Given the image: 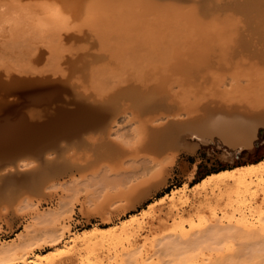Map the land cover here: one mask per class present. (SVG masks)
Listing matches in <instances>:
<instances>
[{
	"label": "rangeland",
	"instance_id": "obj_1",
	"mask_svg": "<svg viewBox=\"0 0 264 264\" xmlns=\"http://www.w3.org/2000/svg\"><path fill=\"white\" fill-rule=\"evenodd\" d=\"M85 1L87 3H85ZM104 1L105 0H102V2H100L99 0H1L0 2L1 3L0 4V93H1L0 94L1 95L0 104H3V101L6 99L8 100L7 102L19 101L18 99H20L19 98L20 89L22 90L26 88L25 85L23 86L21 85L23 88H21L19 84L17 85V82L19 83V77L22 80V83L20 84L26 83V80H27V84L28 82L30 83L32 82L30 86L29 85L27 86L28 88L31 86L33 87V85L40 86L41 83H42V86H44V84L46 85L48 82H50L48 83L49 85L59 84L60 89H59L57 97L53 99L54 100L53 105H55L56 103H59V106L60 107L62 106L60 108L61 111L66 112V114L65 112H61V114H64L65 117L67 116L68 117L65 118L64 115H62L63 118L56 117V113L61 116L60 112H58L60 111V109H57L58 111L53 112V109L51 110V108H50V111H52V114L54 113L53 115L51 114L49 109H47L48 112L45 110V115H44L45 118L42 116L43 119L45 120L48 118V116L46 115H51V118L50 117L48 118V119H51L49 120L48 124L50 123L49 125H51L52 127H56L57 129L55 128L54 130V128H52L51 126H48V124L45 122L48 119L43 122L41 118L42 114H40L41 112L39 113L40 116H38L39 114L35 113L37 117H40V118H37L32 113H30L32 112V110L30 109H33L31 107H34V106L39 107L38 104L37 105L35 103H33L34 105L29 104L28 106L30 108H28L27 106L24 109V111L26 112V114L31 120H35L39 122H41L40 120H42L43 128L44 127L46 128L48 126L47 129L50 127L49 130L52 128L54 131H56L55 133L53 130H50L51 135L55 133V135H53L54 137L53 136L50 137L49 133H47L50 131L49 130L46 131V129L44 128L47 135L45 132L43 133L42 131L44 129L43 128H42L43 130L40 129L41 128V124H40L38 128L36 129L38 130V132L41 131V133H38L39 136L38 134L36 135V133L34 134L37 136L36 139L38 137L42 139L41 136L45 135L46 139H48L49 141L51 140L50 141L51 143L58 141V143L60 142V145H62V147H63V144L66 143L67 138H68V137L64 138V136H62L63 134L62 132L64 131L69 132L70 130H72L74 128L73 126L77 125L80 122L79 120V122L77 123V119L81 117L80 115H82V118L80 119L83 121V118H84L83 115L88 116V114L92 112L90 109L92 106L95 108V106L93 105L95 102H99L96 104L97 106L95 108L96 110H98L97 111L98 117L100 116L99 112L101 111L100 113H102L104 111L106 113H102V114H106V115H102V117L105 116L106 118L107 116V118L105 119L103 117L104 119L102 120L108 121V119H110L108 117H111V119L115 118L113 120L117 119L116 122H114L115 124L112 125L113 127L111 129L112 134L110 136V139L111 137L113 138L111 139L112 147L110 146V149L113 148L111 150L108 148L109 146L107 147L108 150L106 149V147L105 149L102 148V150H100L101 149V145L99 142L101 141L100 138H99V141L97 140L98 138L96 139L99 142V143L96 142L99 147L94 142L95 141L94 138H93L94 140L93 142H91V139H90L89 143L86 140L83 142V144L80 145L78 143L77 145L76 142L78 138H76L77 140L74 138L76 137L75 134L77 135V133L73 134L72 138L74 139L71 138L70 143L68 142L69 140L67 141L68 142L67 146L69 147L67 146L63 147V151H61L62 156L58 159V162L60 164H63L61 163L62 160H63L62 162H65L64 160H66V163H64L65 165L63 164V166L67 170H65L63 167L58 168L57 170H62L60 174H57L58 177L53 176L51 180L49 179H48L49 181L47 180L48 182H46V180L45 182H42L41 186L44 185L43 186L44 188L42 187L43 189L42 192L41 190L39 192L36 191L33 187H31L32 184L29 183L28 181V178L30 179V177L32 176V174L29 173V171L31 172L32 167L30 166L32 165L29 166L30 169L23 170L22 168L23 171L21 170L22 171L21 173H17V174L13 173L14 174V175L12 174L13 176L9 175L8 177H6L7 181H8V178L10 177L12 181L11 180H9L8 182L1 181V184L2 185L4 184L6 186V189L12 183L13 185L16 186L15 189H12L13 185L11 186V189L13 190L12 193L16 191V189H18L17 190L18 192L16 191L15 194L22 192L21 193L22 195L18 194L20 197L16 195L15 198L13 199L6 198V196L3 198L4 195L3 196L0 195V246H2L5 243L10 244L9 247L11 248L12 246L10 250L13 253V255H11L10 257H13V258L16 256L20 257V259L15 258L16 260L15 259L12 260L13 258L11 259L9 257L6 260H2L0 264H197V263L198 264H201V263L202 264H205V263L206 264H217V263L219 264V261H218L219 259L222 260L220 264H223V263L226 264L228 263V261L231 262L232 259H233L231 262L232 264L234 263L235 264H257V263L261 264L264 260V256H263L264 250L262 249L264 247V238L260 236L259 237L258 236L248 237V236H245L244 234H242L241 236L240 233H242L241 231H246V230L247 231H257V230L264 231V189H263L264 183H262L264 182V171L262 172L263 175H259L260 177H262L263 181L255 179V182L254 181L252 182V184L254 183L253 185L250 183L247 186H244V185L241 186L238 180L234 181L233 179H230L229 181H226L219 186L217 184H213V181L209 179H208L209 181L206 180L205 181L206 183L204 184L203 182H201V180L213 172H217L222 169L234 168L236 166L247 164V163L258 162L264 159V126H260L259 131H258V137L255 139L254 145L250 148H245L241 151L233 152L230 146L218 140L209 141L208 143L202 142L203 144L200 143L201 145L199 144L197 146L198 148L196 147L193 151L182 152L178 156V159L174 166L170 167L169 170L163 169L164 171H166V173L163 171L161 172L163 163H160L164 161L165 155H166L165 154L160 157L159 163L156 164L157 166L155 165L151 168L149 165L144 170V173L142 170L140 174H138L137 176L136 175L134 176L133 172L130 169L133 165L134 159L132 157H134L135 152L133 155L127 156L128 159L126 158L124 159V161L121 158L123 156L121 153L125 154V152L127 151H131V150L135 151L133 149H135L136 147L139 149L138 146H140L139 139L142 135V125L140 122L141 119L140 120H137V119L141 116L143 117L144 115L138 116L139 114L134 115L132 113L131 109L135 107V106L133 107L132 105L133 102L132 103L128 102L127 106L129 105V103L131 105H130V108H128L129 106L128 107L126 106V108H128L126 109L125 105H123L124 103L126 104V102H121V98H123L121 96L127 94L129 89L131 91H136V92L141 90L140 92H138L141 94H145V92L149 90L147 94H149L150 91H153V93L151 92V95L152 94L155 95L157 94V92L158 94L160 92L162 93L163 88H166V89L169 88L172 90V92H174L173 90H176L174 92V94L177 95L176 97H178L177 98L178 100L176 99V97H174V101H176L177 103L176 105L181 103V105L183 106H186L187 104L192 106V103H193V106H195L194 104L196 101L198 103L199 101L203 102L206 99L207 101H212L211 98L212 99L216 98V100L219 99L223 101H225L226 99L227 102L230 101L229 103H233V104H235L234 102H236L237 105H240V104L242 105L244 103L249 104V105H255V103L256 105L262 104L261 102L264 101V69H263L264 60L262 59L263 62L258 61V62H261L263 68L260 65H259L260 67L259 66L257 67L258 63H256L257 65L254 66L253 64L257 61V59L258 60H261V59L259 57L257 58L254 56L256 60L253 63V60L248 58L251 55L247 54V52H248V49H250L252 46L250 45V48H249V45L246 44L248 48H246V45H244V47L241 49L240 47H238L237 44H240L239 46L242 47L243 44H241L240 41H243L244 39L243 37L247 38L248 36V38L250 39L249 41L251 42V38L252 37L255 38V34H257V33L253 34L254 31L261 32L262 29H264V19H263L264 16H262L263 17L262 18L260 17L261 16L260 14V16H258L259 18L258 17L256 18L254 14H258L256 13L257 10L250 11L248 9H245L246 11L245 14L244 13L241 14L237 11L239 8L238 9L236 8L237 10L236 9L233 10V8L231 7L232 11L231 9L229 10L233 12L234 15L237 14L235 16V18L237 19H233L234 15L230 12L231 14L230 13L228 14L231 15L232 19L230 18L231 20H229V18H227V21L224 23L222 21H225L226 19L224 18L225 20H223L222 17H225V15H227V12H229V10L225 9V11L227 10L226 13L223 12V10H221L223 13L221 11L220 12L218 11L220 14L215 13L220 18L219 17L216 19L214 18V20H213V17H216L214 13H209L212 15L209 16V14H207V17L209 19H206L207 17H206V14H204L205 12L202 13L203 11H199V9H201L203 5L206 6V4L208 5L209 3L211 4V0H208V1L206 0L204 4H202L203 2L196 3L193 0H189L188 4H191V2H193L194 5L198 4L199 7L202 4L200 8L198 6H196V9L195 7H193L196 10V12L198 11L197 13H199V15L197 16L200 17L197 20L194 19L196 24L199 22V24L196 25L194 21H193L194 23L191 21L193 20L192 17L196 16L194 15L195 10H191V6H194V5L191 4V6H189L187 2L185 3V1L183 2L179 0L180 1L179 3H181L180 5L178 4V0L177 1L170 0L171 2L169 1L168 3H167L168 0H153L154 2L152 0H139L138 2L134 0L136 5L134 3L131 4L133 0L132 1L127 0V4H126V0H120V1L119 0H116V1L106 0V4L103 3ZM121 1H125V2L121 3ZM162 1L165 3V5L161 3ZM175 1L177 2V4H175ZM107 2L109 3V6ZM115 2H116V5H115ZM117 3L119 5H117ZM157 3H161L160 6L159 4L157 5ZM85 4H87L86 8H84ZM90 4L92 5V7ZM166 4L167 6H169L167 9L166 8H164V10L160 9L162 6L165 7ZM182 4H184V6L186 5L189 6L190 10H188V7L183 8L184 6ZM221 4L222 3H220V5ZM126 5H128L129 7ZM220 5L219 4H217L216 6L214 5L215 6L214 8ZM94 6H98V7H94ZM223 6H224V3H223ZM90 7L93 9H91ZM170 7L172 9H170ZM107 8H111V9H107ZM142 8L144 9L143 11H141ZM206 8L207 7H205L204 9ZM219 8H217L216 10H218ZM115 9L117 10L118 13H119L118 10L124 9L121 12L122 16L121 14H118L121 17H123L124 20L123 19L121 20V17L119 16L120 18L116 17V18H119L117 19L119 21L116 22V19L113 18L115 16H112L114 15L113 13L114 11L117 14ZM125 9L127 13L128 12L130 13L131 17L129 13L128 14L125 13L126 12ZM178 9L181 10V14L179 13ZM165 10L168 12H171V14L168 12H167L168 14L164 13ZM235 10L237 12H235ZM101 11L102 12L104 11V12L102 13ZM95 12H98V13H95ZM134 12L135 13L137 12L136 14L143 12L142 15L145 12L147 17L146 15L145 16L143 15L144 16L143 17L141 14L135 15L136 16L135 17ZM191 12H193L194 14ZM249 12L250 14L252 13L251 14L252 16L249 14ZM258 12H261L264 15V10H261ZM89 13L90 14L92 13L93 15L91 14L92 16H89L90 15ZM200 13L204 14L205 16L201 15ZM123 14H125L128 18L126 17L127 19H125L124 17L125 15L123 16ZM176 14L181 17H177ZM222 14H225V15L223 16ZM243 14L246 16V20L245 18L243 19V17H245ZM140 15L141 17H139ZM191 15H194V16H191ZM188 16L191 17L190 21L193 25H190L191 23L188 24L189 22H187V20L190 19ZM164 17L166 19H164ZM168 17H169V20H167ZM187 17L188 19L186 20L185 18ZM204 17L206 18L204 19ZM251 17H253L254 21H251L252 20ZM130 18H133V19H130ZM239 18L240 19L242 18L241 19L242 21ZM247 18L248 19L250 18L249 21L251 23L247 20ZM84 19L85 20L87 19V20L85 21ZM95 19L98 21H95ZM156 19H158L159 21ZM199 19L200 20L202 19V20L200 21ZM203 19L205 21H203ZM218 19H221L222 21L221 20L217 21ZM15 20L17 21V23H15ZM99 20H100V23H99ZM141 20L145 21V23L144 24L138 23ZM96 22L98 24H96ZM122 22L126 26L122 25L123 26L122 27L120 24ZM151 22L154 23L153 24L154 26L151 24ZM165 22H167V24ZM200 22H202L203 25L205 26L207 25V27H204L202 23L200 24ZM208 22L209 24H211L210 25L211 27L208 26L209 25ZM217 22L218 23L220 22L219 25ZM106 23L109 26L106 25ZM111 23L113 26L111 25ZM169 23H174V24L169 25ZM138 24L140 25L142 24L144 28L141 27L140 25L138 27ZM165 24L169 26H166ZM243 24L245 27L243 26ZM250 24H253L254 26H257V25L258 26L254 27L253 25L250 26ZM195 25L198 26L199 28H197ZM261 25L263 26V28ZM134 26H137V27H135L134 29L133 28ZM165 26L167 27V29ZM187 26L188 28H190L189 30L187 29ZM215 27L217 28V30ZM174 28H178L179 30L178 29L175 30ZM196 28L198 29V32L197 30H195ZM202 28H205L204 30L206 31H204ZM236 28L241 31L243 30L244 31V32L242 31L243 34H246V33L251 34V35L253 34L254 36L252 35V37H249V35L247 34L239 36L238 34H242V33L241 32L239 33V31ZM101 29H103V32L108 30L109 35L107 34V32L102 33ZM118 29H119V32L116 31ZM136 29L138 30L140 29V31L137 32L135 31ZM258 29L261 31H259ZM164 30H166L167 32ZM134 31L137 33H134ZM207 31H211V32L209 33ZM218 32L220 33L221 36L219 35ZM105 34L107 35L105 36ZM199 34L201 35V37H199L200 36ZM206 34H208V36H206ZM217 35L220 36V38H218ZM165 36H166L167 41H171V42L173 41L175 45L170 46V42H166ZM234 36H239V37H242L243 39L239 37H234ZM103 37H105V39ZM156 37H159L161 41H159L160 39ZM184 37H186L187 40L184 39ZM233 37L235 39L237 38L238 39L233 40ZM155 38H156L157 43L155 41H154L155 43L152 42ZM203 38H204V45H203ZM157 39L159 42L157 41ZM179 39H182V41H180ZM195 39L199 40V42H197ZM230 39L232 40L230 41ZM185 40L187 41V44L189 46L191 45V43L189 42H192L194 40L197 43H201V44L195 45L194 44L195 41L192 42L193 45H191L192 46L191 49H193V46H194L195 50L196 49L200 50L199 45L201 48H204V49H206V47L209 46L210 47L209 49L212 48L211 52L214 50V48L218 49L219 47V49H218V52L215 49L216 51L213 55L215 57H212V56L206 57V52L208 51V47H207V51L204 50L206 51L205 53H203L202 55H198L202 59L200 58L195 59L196 56H194V59H192L193 61H190V59H188L183 54L184 52L186 53L189 50L188 51L182 50V49H185V47L187 46H184V48L183 47L181 48V44L183 45ZM214 41H216V44L217 45L219 44V45L216 46ZM115 42H119V43H115ZM147 42H148V45L145 46ZM150 42H152V44ZM165 43H169V44L167 45ZM115 45H118V46H115ZM149 45L152 48H150ZM155 45H159V47L157 46L156 47L159 48L160 51L158 49H155ZM177 45L179 47H177ZM213 45H215L216 47ZM101 46L102 48H100ZM114 46L116 49H114ZM119 46H122L123 48ZM227 46H230V47H227ZM109 48H110V51H109ZM120 48L122 49L119 50ZM220 48L222 49L221 50L222 55L224 51L229 52V54L228 53L226 54L228 55L227 58H225L226 56H223L222 57L223 59L222 58L220 59L217 56V55L220 56L221 54ZM237 48H240V51L244 49V53H245V48H246L247 52L245 55L246 56L248 55V57H246L247 58L246 61H245L246 58L244 59V56H241V57L239 56V54L242 52L240 53L238 52L239 54L236 53L237 51H239V50H236ZM111 50L113 52H115L116 50L117 52L115 53L117 54L119 51H121L119 52L120 53L119 55L124 54V56L121 55L119 57L114 54H111ZM122 50L124 51L122 52ZM155 50H157V52H155ZM167 50H169L168 52L172 54V55L170 54L172 57H170V55L169 56L167 55V56L172 59L169 58L170 60H167L169 62L167 64L166 63L162 64L161 65L162 67H160L159 65L161 64V62L163 63V59L160 58V56L165 58L164 56L166 55ZM197 50L196 51L191 50L189 52L197 53L198 52ZM230 50H232V52L234 50L236 51V52L235 51L233 52L234 59L232 57H231L232 59L230 58V55L232 53L230 52ZM126 51L128 54L125 53ZM163 51L165 52L163 53ZM200 51H203V50H200ZM158 52H161V54H157ZM216 52H217V55H215ZM175 53H178V55H175ZM196 53L194 55H196ZM236 54L239 57H237ZM111 55L113 56L111 57ZM209 55H211V53ZM138 56L140 57L138 58ZM148 57H150L149 61L147 60ZM168 57L166 58L168 59ZM205 58L207 60H205ZM235 58L236 60H238V62L233 61L235 60ZM240 58L242 59L241 62H240ZM174 59L176 62L174 61ZM217 59L219 63H221V60L228 61L231 59L234 63L239 64V62L240 63L245 62L247 63V65L243 64L244 65L243 67L245 68L243 67L241 68V66L239 67L235 65V69H234L232 66H228L227 65L228 63L224 61L226 65H224L225 63L223 62L221 63V66L222 64L223 66L222 68H220L219 67L220 64L218 65L215 64L217 63V61H215ZM172 61L175 63L174 65ZM124 62L126 65L124 64ZM205 62L206 63L209 62L210 67H212V65L214 64L215 66L213 68H209L208 67L209 64H207L208 66H205ZM169 63L170 65H168ZM198 63H200V65L198 66V68H196L195 66H197ZM171 64L174 67L171 66ZM94 66H95V70H93ZM166 66L168 67V69ZM103 67L108 68V69L105 68L106 72L108 71L111 72V69H112V72L114 74L113 77H112V73L108 72L107 74H105V69H103ZM157 67H160V70H158ZM228 67H231V68H228ZM151 68L153 69L154 72L155 71L156 72L152 74L153 71ZM96 70L98 72H96ZM120 71L121 72L123 71V72L119 73ZM181 71H183V73H181ZM145 73L147 75H145ZM91 74H95V75L93 76ZM177 74H179V76ZM180 74L181 75L183 74V75L180 76ZM205 74L208 76H206ZM108 75L111 77H109ZM170 75H171L170 78L173 77L172 78L173 80L177 78L176 79L177 81L176 80L172 81V79L167 78V76L169 77ZM184 75H187V77L189 76V78L184 79L183 77ZM105 76L107 77L105 78ZM40 77L42 78L43 81H45V83L42 82ZM46 77L48 78L46 79ZM192 77L193 79L191 80ZM107 78H109L110 80ZM8 79L10 81H8ZM49 79H52V80H49ZM120 79H123L124 81L123 80L120 81ZM152 79L154 81H151ZM23 80L25 82H23ZM40 80H41V83H40ZM37 81H38V85L36 83ZM93 81H97L98 83L96 82L94 83ZM187 81H191L192 84ZM142 82H145V83H142ZM2 83L5 85V87L4 85H1ZM114 83H117L116 86L118 87H116ZM98 84H101V85H98ZM131 84L134 85V87L131 88L132 86ZM95 85L101 86L103 89H101V87H98L99 88L98 89L97 87H94ZM199 85L201 86L200 89H199L200 87ZM16 86H18L19 88H15ZM127 86H129L130 88L128 89ZM138 86H140L141 88L140 87L138 88ZM113 87H115V89ZM124 87H127V89ZM145 87H146V91L144 90ZM112 88L114 90H112ZM16 89H19V90H16ZM105 89L107 91H109L110 89V92H106ZM118 89H121V90L124 89V90L123 91L119 90L120 92L119 93L117 92ZM99 90H102V92ZM130 90L129 92L131 93ZM194 90L196 91L194 92ZM4 91L6 93H4ZM142 91H145V92L143 93ZM178 91H180V93ZM104 92H105V95H104ZM122 92L125 94H123ZM168 92H169L168 94L172 95L171 96L172 98L173 96H175L172 92L170 91ZM102 93L104 96L100 95ZM214 93L215 94L219 93V94L215 95ZM168 94H165L164 92L163 95L167 96ZM207 94L209 96H207ZM2 95H4V100H3ZM62 95L64 96L62 97ZM78 96L79 97L81 96V97L79 98ZM14 97H16L17 100H14ZM171 97L169 96V99L171 100L173 106L175 107L176 106L175 102H173V99H171ZM109 98L111 99L109 102L113 100L114 104L112 102L109 103L107 101L109 100ZM95 99H97V101ZM100 99L102 101L103 99H105L104 101H106L104 103H101V104H104L103 108L101 107L102 105L98 106L100 105V102H102ZM124 99H126L127 101L129 98L128 97L126 98L125 96ZM93 100H95V102H93ZM68 101L70 105L67 103ZM85 101L86 103L87 101L89 103L88 104L85 103L86 104L85 105L83 103ZM122 101H125V100L122 99ZM257 101H259L260 103L258 104ZM7 102H4V103H7ZM82 103L86 109L88 108L90 110V111H88V109L85 110V112L86 111L88 112V114L86 112L87 115L84 114L85 112L83 110L80 111L82 107L83 109H85L84 106H82ZM115 103L117 104L118 108L115 105ZM47 104H42V105L40 104V106L47 105ZM64 104H66V106ZM87 105L89 106L87 107ZM71 106H72V109L74 108V106H76L78 111L76 110V108H74L72 111ZM68 107H70L71 110L68 109ZM115 107H116L115 110H118V112H116L118 115L115 114L116 115L115 116L113 114V112H115V111H112L113 109L111 110L112 113L107 114V111L110 112V109L115 108ZM123 107L124 109L129 110V111H126V110L122 111ZM63 108H67V109H63ZM94 108H93V111L95 110ZM104 108H106L105 110L107 111L103 110ZM27 109L29 112H27ZM137 110L139 111V109ZM75 111L78 114L80 113V115H78ZM69 112L71 113V115L69 114ZM72 112H74L75 114L74 113L72 114ZM134 113H135V110H134ZM95 114H94V119L92 118L93 114H90V116L86 117V119L84 118V120H89L88 118L90 117V119L92 118V121H98L99 118H100L99 121H101V116L98 118L96 117ZM109 114L111 115L109 116ZM112 114H113V118H112ZM73 115L74 116L76 115V117H74ZM132 115H134L135 118ZM31 116H33V118ZM52 116L53 118L55 117L57 120L60 119L61 123L63 122V120L67 119V121H65L64 123L66 125V122H68L69 126L68 124L65 126L63 125V123L62 124L59 123L60 121L58 120L59 121L58 122L56 119L54 120ZM69 116L70 117L72 116L71 117L72 119L70 118L72 122L71 120H69ZM136 116H138V118ZM145 116L144 118L147 119L146 118L147 116L146 117ZM73 117H74V122H73ZM44 123L46 124V126ZM61 126L63 127L65 126L66 129L64 127L62 131L61 128L63 127ZM137 133H140V134L137 135ZM26 134L29 136L28 133H25L24 134L25 137L27 136ZM31 134H30L31 137L29 138L31 139L35 138ZM98 134H94V135L97 136ZM24 135H21L23 138H20L21 137L20 136L18 140H16L17 142H15L14 140L11 146L8 145L9 148L11 147L10 150H8L7 146H6V150H4L3 149L4 146H2V143L0 141V149H1L0 157H2L0 158V168L1 167L3 168L2 161L3 160H4L3 162L6 161L5 159L7 158V156L5 155H8V156L11 155L8 158L16 157L17 155L15 156L13 154L20 155L21 154L20 150L28 149L27 146H29L30 144L29 142L31 140L26 138L28 139L27 141L24 138ZM55 136L58 137L59 139L61 138L60 139L61 141L59 139H56ZM52 138L53 140L55 138V141L52 142ZM40 139L38 138L37 141H41ZM46 139H42V141L44 140L43 142H46L45 144H50V142H48ZM136 139L138 140L139 144L138 143L136 144L137 142ZM24 140H26L25 141L26 143H29L28 145H26L24 142L26 146L25 148L23 147L24 145H22L21 143ZM73 141H75L74 144H73ZM18 142L21 143L22 149L19 148L21 147V145L20 144L18 145ZM85 143H88L90 145L88 144L86 145ZM13 144L14 146H12ZM15 146H17L18 148L16 147L17 150L14 151V148L12 150V147H15ZM88 146L89 147L95 146V148L93 147L94 150H92V148L91 147L89 148ZM96 147L97 149L99 148L100 150L99 152L104 151V153H99L98 151L96 152L95 151L97 150ZM127 148H130V149L127 150ZM49 150L52 151L53 149L51 150V148H49L48 151ZM229 150H232V151H229ZM12 151L14 152L12 153ZM23 151H27V150H23ZM140 152H143V151H141L140 149ZM230 152H233V153H230ZM142 154L143 153H140L139 155L138 153L139 157H141ZM90 155H93V156H90ZM138 155H135V156H138ZM139 157H137V159H140ZM143 157L145 156L142 155L141 159H143ZM111 161H112V164H111ZM182 161H185L186 163L185 168H181ZM66 165H68L71 170L69 168H66L68 167ZM121 166L125 167L126 170ZM41 167L44 168L43 166L39 167V173H38V175L40 174L39 176H41L43 173L46 174V172L49 173L51 171V170L46 171L45 169L41 170ZM12 177H15L14 181ZM7 183H9V185ZM197 183H199L200 185L198 187L196 186L197 187L196 188L194 186ZM214 183L216 182L214 181ZM150 184L152 185L150 186ZM153 184H155L156 186L153 187L154 186ZM185 184H187V186H185ZM2 185H0L1 188H3ZM147 187L148 189H151V187L153 188L150 191H147ZM1 188H0V193L6 190L5 187H4V190H2ZM124 188L126 189V191ZM194 188H196L197 191ZM11 189H9V192L11 191ZM179 189H180V191L178 192L179 194L177 193L178 197L176 196L174 199H171L169 195H171V193H173L175 190H179ZM144 190L147 191V193L144 192ZM184 190H186V193L184 192ZM181 191H182V194H181ZM143 192L145 194H143ZM183 193L186 196H183ZM184 200H187V201H184ZM132 215L135 216L138 220V221H135L133 226L129 225L130 227L128 226L125 230L115 231L113 233L114 235L113 234L112 236L109 235L107 236L108 238L107 237L94 238L92 240L93 242L90 241L91 244L89 242L81 243V241H78L75 244V242L71 241L73 238L77 236L84 235L85 234L84 232L86 231H87L86 233H88V230H90L91 228L95 226L112 227V226L121 225L126 219H128V217H131ZM231 217L233 219H231ZM222 224L226 226H223ZM53 227H56V228H53ZM219 227H221V229ZM57 228L58 230L56 231ZM222 229H225V230H222ZM183 230L187 232L189 231L188 237L182 235ZM216 230L218 232H216ZM231 231H235V232H231ZM14 251H16V254L14 253ZM228 258L230 260H228ZM223 259L225 260L223 261ZM212 260H215V262Z\"/></svg>",
	"mask_w": 264,
	"mask_h": 264
},
{
	"label": "bare ground",
	"instance_id": "obj_2",
	"mask_svg": "<svg viewBox=\"0 0 264 264\" xmlns=\"http://www.w3.org/2000/svg\"><path fill=\"white\" fill-rule=\"evenodd\" d=\"M100 2H102V0H99ZM110 1V0H109ZM116 1V0H115ZM120 1V0H119ZM132 1V0H131ZM136 2H138L139 0H135ZM135 1L133 0L132 2H131V4L132 3H134L135 4ZM153 1V0H152ZM170 0H168L167 1V3L169 2ZM177 1V0H176ZM175 1V4H177V2ZM181 1H185V3L187 2V4H188V2H189V0H181ZM194 2H196V3H202V4H204V2L206 1V0H193ZM208 1V0H207ZM216 3H215V2ZM211 0V4L209 3V5L208 4H206V6L205 5H203V7L205 6V7H207L206 9H204L203 7H201L202 6V4H201V9H199V11H203L202 13H204V14H206V17H207V14H209V13H214V15L216 16V17H213V20H214V18L216 19V18H218L219 16H217L215 13H219L221 10H223V12H227V10H229V9H231V11H232V8H233V10L234 9H236L239 13H246V11H245V9H248V10H257V12L256 13H258V14H254L255 16H256V18L258 17V16H260V14H261V16L260 17H262V16H264L261 12H258V11H261V10H264V0H218V1H216V0ZM0 2H1V0H0ZM122 2H125V1H121V3ZM143 2V1H142ZM154 2V1H153ZM166 2V1H165ZM171 2V1H170ZM180 1L178 0V4L180 5L181 3H179ZM191 2V1H190ZM214 2V3H213ZM3 3V2H2ZM85 3H87L86 1H85ZM89 3V2H88ZM103 3H105L106 4V0L103 2ZM108 3V2H107ZM118 3H120V2H118ZM117 3V5H119ZM144 3V2H143ZM148 3V2H147ZM150 3V2H149ZM161 3H163L164 5H165V3L162 1ZM161 3H157V5L159 4V6H160V4ZM220 3H222L221 5H220ZM223 3H224V6H223ZM1 4V3H0ZM76 4V3H75ZM74 4V5H75ZM95 4V3H94ZM93 4V5H94ZM126 4H127V0H126ZM191 4L192 5H194V3L193 2H191ZM191 4H188L189 6H191ZM217 4H219L220 6H217L216 8H214ZM86 5L87 4H85V6H84V8H86ZM91 5V4H90ZM96 5V4H95ZM100 5H101V3H100ZM115 5H116V2H115ZM121 5V4H120ZM136 5V4H135ZM173 5V4H172ZM183 6H184V4H182ZM181 5V6H182ZM200 5V4H199ZM209 7H208V6ZM215 5V6H214ZM108 6H109V3H108ZM126 6H128V5H126ZM125 6V7H126ZM156 6V5H155ZM159 6H157V7H159ZM180 6V7H181ZM189 6H184L183 8H185V7H188V10H190V8H189ZM196 6H198V4H196V5H194V6H191V10H195L196 9ZM211 6H213V7H211ZM223 6V7H222ZM234 6V7H233ZM91 7H92V5H91ZM90 7V8H91ZM94 7H98V6H94ZM104 7V6H103ZM106 7V6H105ZM111 7V6H110ZM129 7V6H128ZM127 7V8H128ZM142 7V6H141ZM143 7H144V5H143ZM163 7V8H162ZM160 9H163L164 10V8H168L169 6H167V4H166V6L164 7V6H162ZM193 7H195V9L193 8ZM199 7V6H198ZM198 7H197V9H198ZM199 7V8H200ZM220 7V8H219ZM232 7V8H231ZM177 8H178V6H177ZM193 8V9H192ZM217 8H219L218 10H216ZM91 9H93V8H91ZM97 9V8H96ZM96 9H94V10H96ZM107 9H111V8H107ZM113 9V8H112ZM157 9H159V8H157ZM170 9H172L171 7H170ZM181 9V8H180ZM187 9V8H186ZM208 9V10H207ZM210 9V10H209ZM225 9H227L226 11H225ZM244 9V10H243ZM116 10V9H115ZM121 10V9H120ZM118 10L119 11V13L117 12V10H116V12H117V14L115 13V11L113 12L114 13V15H112V16H115V17H113L114 19H116V22L117 21H119V20H117V19H119L121 16H122V14H121V12L124 10ZM135 10H136V8H135ZM144 9L142 8V10L141 11H143ZM179 10V9H178ZM204 10H206V11H204ZM213 10V11H212ZM214 10H216V11H214ZM235 10V12H237ZM91 11V10H90ZM98 11V10H97ZM111 11V10H110ZM109 11V12H110ZM125 11H126V9H125ZM170 11V10H169ZM183 11V10H182ZM211 11V12H210ZM219 11V12H218ZM230 10H229V12H227V15H225V14H222L223 16L225 15V17H222V19L223 20H225V21H222L221 19H218L217 21H222V22H226L227 21V18H229V20H231L232 18H231V13L233 14V12H231ZM60 12V11H59ZM64 12H66V11H64ZM102 12V11H101ZM104 12V11H103ZM102 12V13H103ZM132 12V11H131ZM168 11H164V13H167ZM173 12H174V10H173ZM198 12V11H197ZM196 12V10L194 11V13L193 12H191V13H193L194 15H196L195 17H192V19L193 20H191V17L190 16H188L190 19H188V17L187 18H185L186 20H187V22H189L188 24H190L191 23V21L193 22H195V20H197L198 18H200V17H198L197 15H199V13H197ZM222 12V11H221ZM222 12V13H223ZM231 12V13H230ZM234 12V13H235ZM61 13V12H60ZM95 13H98V12H95ZM111 13V12H110ZM109 13V14H110ZM125 13H127V11L125 12ZM129 13V12H128ZM127 13V14H128ZM135 13V12H134ZM137 13V12H136ZM134 14V16L135 15H139V14H141L142 15V13H139V14ZM168 13H170L171 14V12H168ZM167 13V14H168ZM179 13L181 14V10H179ZM187 13V12H186ZM188 13H190V12H188ZM197 13V14H196ZM228 13H230V14H228ZM90 14V13H89ZM92 14V13H91ZM89 15V16H92V15ZM118 14H121V16L120 15H118ZM174 14V13H173ZM178 14V13H177ZM176 14V15H177ZM201 14V13H200ZM204 14H201V15H204ZM220 14V13H219ZM218 14V15H219ZM243 14V15H244ZM249 14H250V12H249ZM252 14V13H251ZM250 14V15H251ZM59 15V14H58ZM64 15V14H63ZM72 15V14H71ZM104 15H105V13H104ZM107 15H108V13H107ZM118 15V16H117ZM125 14H123V16H124ZM129 15H130V13H129ZM133 15V14H132ZM141 15L139 16V17H141ZM144 16L146 15V13L144 12V14H143ZM142 15V16H143ZM184 15V14H183ZM182 15V16H183ZM186 15H188V14H186ZM194 15H191V16H194ZM200 15V16H201ZM210 15H212V14H209V16ZM234 15V14H233ZM232 15V16H233ZM237 15V14H236ZM236 15H234V18L233 19H237V18H235V16ZM239 15V14H238ZM61 16V15H60ZM110 16V15H109ZM120 16V17H119ZM134 16H133V18H134ZM143 16V17H144ZM173 16V15H172ZM205 16V15H204ZM230 16V17H229ZM241 16V15H240ZM245 16V15H244ZM252 16V15H251ZM116 17H119V18H116ZM125 17V19H127L128 17L125 15L124 16ZM127 17V18H126ZM130 17H131V15H130ZM136 17V16H135ZM146 17H147V15H146ZM174 17V16H173ZM177 17H181V16H178L177 15ZM202 17V16H201ZM206 17H204V19L206 18ZM243 17V16H242ZM14 18H16V17H14ZM133 18H130V19H133ZM182 18H184V17H182ZM203 18V17H202ZM211 18V17H210ZM220 18V17H219ZM225 18V19H224ZM231 18V19H230ZM245 18V20H246V16L245 17H243V19ZM252 18V20L251 21H254L253 20V17H251ZM259 18V17H258ZM263 18V17H262ZM90 19V18H89ZM107 19V18H106ZM123 19V17H121V20ZM136 19V18H135ZM134 19V20H135ZM139 19V18H138ZM142 19V18H141ZM164 19H166L165 17H164ZM195 19V20H194ZM203 19V21H205ZM206 19H209L208 17L206 18ZM240 19V18H239ZM242 19V18H241ZM240 19V20H241ZM250 19V18H249ZM249 19L247 18V20L249 21ZM264 19V18H263ZM17 20V19H16ZM15 20V23H17V21ZM60 20V19H59ZM62 20H64V19H62ZM61 20V21H62ZM85 20V19H84ZM87 20V19H86ZM85 20V21H86ZM124 20V19H123ZM143 20H144V18H143ZM156 20H158V19H156ZM167 20H169V17L167 18ZM191 20V21H190ZM200 20V19H199ZM202 20V19H201ZM200 20V21H201ZM212 20V19H211ZM61 21H59V22H61ZM73 21V20H72ZM90 21V20H89ZM93 21V20H92ZM95 21H98V20H96L95 19ZM142 21V20H141ZM138 22V21H136V22H138V23H142V24H144L145 23V21H142V22ZM159 21V20H158ZM161 21V20H160ZM183 21V20H182ZM181 21V22H182ZM239 21V20H238ZM242 21V20H241ZM240 21V22H241ZM101 22H102V20H101ZM121 22V21H120ZM123 22H125V21H123ZM122 22V23H123ZM129 22V21H128ZM171 22V21H170ZM193 22V23H194ZM236 22V21H235ZM250 22V21H249ZM94 23V22H93ZM99 23H100V20H99ZM122 23H120L121 24V26L122 25H124V23L122 24ZM133 23V22H132ZM150 23V22H149ZM166 24H167V22H165ZM202 22H200V24H201ZM205 23V22H204ZM218 23V22H217ZM220 23V22H219ZM219 23H218V25H219ZM224 23H222V24H224ZM251 23V22H250ZM69 24H70V22H69ZM96 24H98L97 22H96ZM95 24V25H96ZM103 24H105V23H103ZM115 24V23H114ZM126 24V23H125ZM140 25V24H138V27H139V25L141 26V27H143V25ZM151 24L153 25L154 23H152L151 22ZM159 24V23H158ZM163 24V23H162ZM165 24V25H166ZM170 24H174V23H169V25ZM183 24V23H182ZM181 24V25H182ZM195 24H196V22H195ZM197 24H199V22L197 23ZM196 24V25H197ZM206 24V23H205ZM208 24H209V22H208ZM227 24V23H226ZM261 24V23H260ZM80 25V24H79ZM88 25V24H87ZM102 25V24H101ZM100 25V26H101ZM106 25H108L107 23H106ZM111 25H112V23H111ZM116 25V24H115ZM128 25V24H127ZM131 25H133V24H131ZM135 25H137V24H135ZM149 25V24H148ZM161 25V24H160ZM164 25V24H163ZM169 25H166V26H169ZM179 25V24H178ZM190 25H193L192 23L190 24ZM189 25V26H190ZM195 25V26H196ZM202 25H203V23H202ZM211 24H209L208 26H210ZM251 25H253V24H250V26ZM109 26V25H108ZM113 26V25H112ZM124 26H126V25H124ZM154 26V25H153ZM152 26V27H153ZM165 26V27H166ZM174 26V25H173ZM200 26V25H199ZM204 27H207V25L205 26V25H203ZM221 26V25H220ZM243 26H244V24H243ZM242 26V27H243ZM254 26V25H253ZM258 26V25H257ZM257 26H254V27H257ZM262 26V25H261ZM102 27V26H101ZM115 27V26H114ZM113 27V28H114ZM123 27V26H122ZM135 27H137V26H134L133 28L135 29ZM141 27H140V29H141ZM163 27V26H162ZM164 27V28H165ZM183 27H184V25H183ZM182 27V28H183ZM194 27V26H193ZM197 28H199L198 26H196ZM202 27V26H201ZM211 27V26H210ZM224 27V26H223ZM245 27V26H244ZM73 28H74V26H73ZM86 28H88V27H86ZM117 28V27H116ZM119 28H121V27H119ZM144 28V27H143ZM151 28V27H150ZM155 28H156V26H155ZM160 28H161V26H160ZM195 29V30H197V32H198V29ZM216 28V27H215ZM232 28V27H231ZM260 28V27H259ZM262 28H263V26H262ZM97 29V28H96ZM107 29H109V28H107ZM126 29V28H125ZM131 29H132V27H131ZM133 29V30H134ZM140 29L138 30V29H136L135 31H140ZM166 29H167V27H166ZM173 29V28H172ZM175 30L176 29H178V28H174ZM187 29L189 30L190 28H188V26H187ZM203 30L205 29V28H202ZM219 29V28H218ZM237 29V28H236ZM254 29V28H253ZM261 29V28H260ZM92 30V29H91ZM102 30V33H106L107 32V34L109 35V32H108V30L107 31H104L103 32V29H101ZM171 30V29H170ZM179 30V29H178ZM187 30V31H188ZM216 30H217V28H216ZM221 30V29H220ZM238 31H239V33L241 32L242 33V31L241 30H239V29H237ZM255 30V29H254ZM253 30V31H254ZM259 30V29H258ZM90 31V30H89ZM117 32H119V29L118 30H116ZM120 31H121V29H120ZM134 31V33H137V32H135ZM144 31V30H143ZM151 31V30H150ZM164 31H166V30H164ZM174 31V30H173ZM204 31H206V30H204ZM203 31V32H204ZM213 31V30H212ZM259 31H261V30H259ZM264 29H262V31L261 32H256V31H254V33L253 34H255V33H257V34H255V38L254 37H252V35L251 34H247V35H249V37H252L251 38V42L249 41L250 39L248 38V36H247V38H245V37H239L240 35H246V34H238L239 36H234V37H239V38H242L243 39V41H240L241 42V44H243V46L241 47V46H239L240 44H237L238 45V47H240L241 49L244 47V45H249V48H250V45L252 46L250 49H248V52L246 51V48H248V46L246 45V48H245V53H244V49L243 50H241L240 51V48H237L236 50H239V51H235L236 53H240V52H242V53H240V54H242V55H240L239 53V56L241 57V56H244V59L246 58V57H248V55L246 56L245 54H246V52H247V54H250L251 56L250 57H248V58H250V59H252L253 60V63H254V61L256 60V58L255 57H259L261 60H258L257 59V61L253 64L254 66L255 65H257L256 63H258V65H257V67L260 65L262 68H263V66H262V64H261V62H263V60H264ZM91 32V31H90ZM142 32V31H141ZM155 32V31H154ZM157 32V31H156ZM167 32V31H166ZM169 32V31H168ZM207 32H211V31H207ZM244 32V31H243ZM247 32V31H246ZM101 33V32H100ZM143 33V32H142ZM149 33V32H148ZM150 33H152V32H150ZM170 33V32H169ZM200 33V32H199ZM219 33V32H218ZM236 33V32H235ZM238 33V32H237ZM249 33H250V31H249ZM251 33H252V31H251ZM82 34V33H81ZM107 34H105V36L107 35ZM179 34V33H178ZM193 34H194V32H193ZM202 34V33H201ZM221 34H222V32H221ZM122 35V34H121ZM120 35V36H121ZM142 35V34H141ZM168 35V34H167ZM166 35V36H167ZM196 35V34H195ZM200 35V34H199ZM219 35H220V33H219ZM237 35V34H236ZM92 36V35H91ZM93 36H94V34H93ZM98 36V35H97ZM129 36V35H128ZM146 36V35H145ZM153 36V35H152ZM166 36H165V40H166ZM178 36V35H177ZM206 36H208V34H206ZM210 36V35H209ZM212 36V35H211ZM214 36V35H213ZM216 36V35H215ZM218 36V35H217ZM221 36V35H220ZM220 36H218V38H220ZM225 36V35H224ZM223 36V37H224ZM254 36V35H253ZM109 37V36H108ZM107 37V38H108ZM118 37V36H117ZM116 37V38H117ZM141 37V36H140ZM199 37H201V35L199 36ZM205 37V36H204ZM233 37V40L235 39ZM104 39H105V37H103ZM148 38V37H147ZM154 38V37H153ZM156 38H158V39H160L159 37H156ZM156 38L152 41V42H156ZM194 38V37H193ZM206 38V37H205ZM212 38V37H211ZM229 38V37H228ZM231 38V37H230ZM121 39V38H120ZM135 39V38H134ZM140 39V38H139ZM158 39H157V41H158ZM169 39V38H168ZM177 39V38H176ZM184 39H186V37H184ZM208 39H209V37H208ZM207 39V40H208ZM227 39V38H226ZM238 39V38H237ZM237 39H235V40H237ZM247 39V40H246ZM129 40H130V38H129ZM164 40V41H165ZM172 40H174V39H172ZM180 41H182V39H179ZM187 40V39H186ZM185 40V41H186ZM189 40V39H188ZM192 40V39H191ZM197 42H199V40H197V39H195ZM194 40V41H195ZM206 40V39H205ZM213 40V39H212ZM211 40V41H212ZM215 40V39H214ZM232 39H230V41H231ZM105 41V40H104ZM110 41V40H109ZM108 41V42H109ZM140 41V40H139ZM146 41V40H145ZM159 41H161V39L159 40ZM158 41V42H159ZM178 41V40H177ZM179 41V42H180ZM184 41V44L182 45L181 44V48L183 47L184 48V46H187V47H185V49H182V50H185V51H196L195 50V47L193 46V49H191L192 48V46L191 45H193V43L192 42H194V41H192V42H189V43H191V47L187 44V41L185 42ZM194 42V44L196 45H198V44H201V43H197V42ZM218 41V40H217ZM125 42V41H124ZM133 42V41H132ZM131 42V43H132ZM149 42V41H148ZM148 42L146 43V45L145 46H147L148 45ZM152 42H150L151 44H152ZM154 42V43H155ZM166 42H170V46L171 45H175L174 43H173V41L171 42V41H167L166 40ZM202 42V41H201ZM215 42V44H216V41H214ZM213 42V43H214ZM223 42V41H222ZM237 42V41H236ZM243 42H245V43H243ZM250 42V43H249ZM115 43H119V42H115ZM127 43V42H126ZM149 43V44H150ZM157 43V42H156ZM181 43H183V42H181ZM186 43V44H185ZM219 43V42H218ZM224 43V42H223ZM223 43H222V45H223ZM239 43V42H238ZM129 44V43H128ZM141 44V43H140ZM144 44V43H143ZM150 44V45H151ZM165 44H169V43H165ZM164 44V45H165ZM231 44H232V42H231ZM107 45V44H106ZM112 45V44H111ZM113 45H114V43H113ZM132 45V44H131ZM138 45V44H137ZM150 45H149V47H150ZM203 45H204V38H203ZM219 45V44H218ZM217 44H216V46H218ZM104 46V45H103ZM115 46H118V45H115ZM115 46H114V49H116L115 48ZM130 46V45H129ZM152 46V45H151ZM159 47V45H155V49H158L159 51H160V49L159 48H157V47ZM169 46V47H170ZM205 46H207V45H205ZM212 46V45H211ZM213 46H215V45H213ZM215 46V47H216ZM234 46V45H233ZM94 47V46H93ZM110 47V46H109ZM119 47H122V46H119ZM123 47H124V45H123ZM122 47V48H123ZM126 47V46H125ZM128 47V46H127ZM132 47V46H131ZM177 47H179L178 45H177ZM207 47H208V51H207ZM206 47V49H204V48H201L200 47V45H199V48H200V50H206L207 52H208V54H207V52L206 51H200V50H197L198 52L196 53V55H194L195 53H191V52H184L183 54L188 58V59H190V61H193L192 59H194V56H196L195 57V59L197 58H200V56H198V55H202L203 53H205L206 52V57L207 56H212V57H215V56H213L214 55V53H215V51L217 50V52H218V49H219V47H218V49L217 48H214V50L211 52V50H212V48L211 49H209L210 47L209 46H207ZM227 47H230V46H227ZM232 47V46H231ZM100 48H102V46L100 47ZM105 48V47H104ZM122 48H120L119 50H121ZM150 48H152V47H150ZM190 48V49H189ZM198 48V47H197ZM235 48V47H234ZM107 49H108V47H107ZM106 49V50H107ZM113 49V50H114ZM130 49V48H129ZM129 49H127V50H129ZM137 49V48H136ZM216 49V50H215ZM88 50V49H87ZM133 50H134V48H133ZM222 49L220 48V51H221ZM108 51V50H107ZM109 51H110V48H109ZM124 50H122V52H123ZM136 51V50H135ZM169 50H167V52H166V55L164 56L165 58H163V57H161L160 55V58H162L163 59V63L161 62V64L159 65L160 67H162L161 65L162 64H167L169 61H167V60H170V59H172V58H170V57H172L171 55V53L170 52H168ZM209 51H210V53H211V55H209L210 53H209ZM233 51V52H234ZM115 52H117L116 50H115ZM115 52H113L112 50H111V54H114V55H116V56H121V55H119L120 53L119 52H121V51H119L118 52V54L117 53H115ZM155 52H157V50H155ZM162 52V51H161ZM161 52H158L157 54H161ZM165 51H163V53H164ZM200 52H201V54H200ZM217 52H216V54L215 55H217ZM230 52H232V50H230ZM233 52L231 53V55H230V58L232 57L233 59H234V54H233ZM106 53V52H105ZM125 53H127V51L125 52ZM169 53V54H168ZM229 54V52H225L224 51V53H223V55H222V51H221V54H220V56L219 55H217L220 59L223 57V56H226L225 58H227L228 57V55H226V54ZM86 54V53H85ZM104 54V53H103ZM107 54V53H106ZM105 54V55H106ZM128 54V53H127ZM133 54H135V53H133ZM171 54V55H170ZM187 54V55H186ZM105 55H103V56H105ZM147 55V54H146ZM170 55V57H168V56ZM174 55V54H173ZM175 55H178V53H175ZM253 55V56H252ZM113 55H111V57H112ZM122 56H124V54L122 55ZM141 56V55H140ZM140 56H138V58L140 57ZM148 56V55H147ZM204 56V55H203ZM203 56H201V57H203ZM236 56H237V54H236ZM235 56V57H236ZM239 56H237V57H239ZM255 56V57H254ZM83 57V56H82ZM166 57H168V59L166 58ZM182 57V56H181ZM217 57V58H218ZM236 57V58H237ZM252 57H254V58H252ZM104 58V57H103ZM142 58H143V56H142ZM149 58L150 57H148V61H149ZM154 58V57H153ZM170 58V59H169ZM218 58V59H219ZM231 58V59H232ZM236 58H235V60H233L234 62H238V60H236ZM77 59V58H76ZM75 59V60H76ZM90 59V58H89ZM94 59V58H93ZM93 59H91V60H93ZM108 59V58H107ZM117 59V58H116ZM119 59V58H118ZM166 59V60H165ZM200 59H202V58H200ZM204 59V58H203ZM214 59V58H213ZM218 59L217 60H215V61H217V63H215V64H220L219 65V67L220 68H222V66H223V64H222V66H221V63H223L224 61H226V60H221V63H219V61H218ZM223 59V58H222ZM228 60V61H226V63H228L227 65L228 66H232L234 69H235V65L236 66H241V68L244 66V65H247V63H245V62H243V63H240L241 62V58H240V62H239V64H237V63H234L232 60ZM239 59V58H238ZM263 59V60H262ZM103 60V59H102ZM144 60V59H143ZM142 60V61H143ZM164 60H165V62H164ZM205 60H207L206 58H205ZM204 60V61H205ZM247 60V58L245 59V61ZM73 61V60H72ZM82 61V60H81ZM160 61V60H159ZM174 61H175V59H174ZM198 61V60H197ZM230 61V62H229ZM244 61V60H243ZM258 61H261V62H258ZM121 62V61H120ZM152 62V61H151ZM156 62V61H155ZM157 62H158V60H157ZM176 62V61H175ZM233 62V63H232ZM127 63V62H126ZM146 63V62H145ZM172 63H173V65L175 64L173 61H172ZM178 63H179V61H178ZM225 63V62H224ZM226 63L224 64V65H226ZM231 63H232V65H231ZM249 63V62H248ZM250 63H251V61H250ZM249 63V64H250ZM260 63V64H259ZM124 64H125V62H124ZM181 64V63H180ZM207 64H209V62L208 63H206L205 62V66H208ZM215 64L214 65H212V67H210V64H209V68H213L214 66H215ZM242 64V65H241ZM244 64V65H243ZM78 65V64H77ZM126 65V64H125ZM125 65H123V66H125ZM144 65V64H143ZM168 65H170V63L168 64ZM172 64H171V66H173ZM200 65V63H198L197 64V66H195L196 68H198V66ZM234 65V66H233ZM252 65V64H251ZM84 66V65H83ZM93 66V65H92ZM96 66V65H95ZM95 66H94V69L93 70H95ZM130 66V65H129ZM137 66H139V65H137ZM151 66V65H150ZM259 66V67H260ZM152 67V66H151ZM156 67V66H155ZM160 67H157V69L158 70H160ZM167 67V66H166ZM170 67V66H169ZM174 67V66H173ZM225 67H227V66H225ZM251 67H253V66H251ZM79 68V67H78ZM88 68V67H87ZM106 68V67H105ZM104 67H103V69H105ZM127 68V67H126ZM132 68V67H131ZM224 68V67H223ZM228 68H231V67H228ZM237 68V67H236ZM240 68V69H241ZM243 68H245V67H243ZM256 68V67H255ZM106 69H108V68H106ZM106 69H105V74H107L108 72L109 73H112V77H113V72H112V69H111V72L110 71H108V72H106ZM133 69V68H132ZM152 69V68H151ZM155 69V68H154ZM167 69H168V67H167ZM169 69H171V68H169ZM206 69V68H205ZM264 69V68H263ZM87 70V69H86ZM100 70H102V69H100ZM157 70V71H158ZM162 70V69H161ZM207 70V69H206ZM209 70V69H208ZM214 70V69H213ZM152 71H153V69H152ZM169 71V70H168ZM180 71V70H179ZM187 71V70H186ZM185 71V72H186ZM210 71H211V69H210ZM96 72H98L97 70H96ZM116 72H118V71H116ZM123 72V71H122ZM121 71L119 72V73H122ZM156 72V71H155ZM154 71L152 72V74L153 73H155ZM160 72H162V71H160ZM93 73H95V72H93ZM151 73V72H150ZM181 73H183V71H181ZM255 73V72H254ZM158 74H160V73H158ZM167 74V73H166ZM193 74V73H192ZM210 74V73H209ZM216 74V73H215ZM260 74V73H259ZM85 75V74H84ZM91 75H95V74H91ZM117 75V74H116ZM123 75H124V73H123ZM140 75V74H139ZM145 75H147L146 73H145ZM162 75H163V73H162ZM178 76H179V74H177ZM183 75V74H182ZM181 74H180V76H182ZM189 75V74H188ZM206 75V74H205ZM38 76V75H37ZM97 76V75H96ZM100 76V75H99ZM109 76V75H108ZM120 76V75H119ZM122 76V75H121ZM175 76H176V74H175ZM186 76V77H185ZM206 76H208V75H206ZM256 76V75H255ZM23 77V76H22ZM29 77V76H28ZM31 77V76H30ZM89 77V76H88ZM98 77V76H97ZM107 76H105V78H106ZM109 77H111V76H109ZM140 77H142V76H140ZM171 77V75L168 77L167 76V78H170ZM184 77V79H188L189 78V76L187 77V75H184L183 76ZM195 77V76H194ZM211 77V76H210ZM234 77V76H233ZM26 78V77H25ZM24 78V79H25ZM34 78V77H33ZM41 78V77H40ZM48 77H46V79H47ZM125 78H127V77H125ZM173 78V77H172ZM172 78H170V79H172ZM181 78V77H180ZM202 78V77H201ZM14 79V78H13ZM60 79V78H59ZM64 79V78H63ZM94 79H95V77H94ZM107 79H109V78H107ZM141 79H143V78H141ZM177 78H175L174 80L172 79V81H175ZM183 79V78H182ZM193 79V77L191 78V80ZM263 79V78H262ZM35 80H36V78H35ZM38 80V79H37ZM41 80H42V78H41ZM41 80H40V83H41ZM49 80H52V79H49ZM54 80V79H53ZM99 80V79H98ZM110 80V79H109ZM119 80V79H118ZM121 80H123V79H120V81ZM129 80V79H128ZM180 80V79H179ZM178 80V81H179ZM204 80V79H203ZM257 80V79H256ZM8 81H10L9 79H8ZM17 81H18V79H17ZM30 81V80H29ZM81 81V80H80ZM107 81V80H106ZM124 81V80H123ZM125 81H126V79H125ZM144 81H145V79H144ZM151 81H154L153 79L151 80ZM171 81V80H170ZM169 81V82H170ZM177 81V80H176ZM181 81V80H180ZM234 81V80H233ZM232 81V82H233ZM258 81V80H257ZM23 82H25L24 80H23ZM42 82H44L45 83V81H43L42 80ZM54 82V81H53ZM94 83L96 82V83H98L97 81H93ZM110 82V81H109ZM187 82H190L191 84H192V82L191 81H187ZM197 82H198V80H197ZM262 82V81H261ZM20 83H22V80H21V78L19 77V83L17 82V85L19 84L20 85V87L21 88H23L22 86L23 85H25L26 86V88H28L27 86L29 85H31L32 84V82L30 83V82H28V84H27V80H26V83H23V84H20ZM30 83V84H29ZM37 83V85H38V81L36 82ZM40 83H39V85H40ZM48 83H50V82H48ZM47 83V84H48ZM64 83V82H63ZM65 83H66V81H65ZM111 83V82H110ZM109 83V84H110ZM130 83V82H129ZM136 83V82H135ZM142 83H145V82H142ZM149 83V82H148ZM152 83V82H151ZM171 83V82H170ZM173 83V82H172ZM185 83V82H184ZM184 83H182V84H184ZM193 83H195V82H193ZM202 83V82H201ZM9 84H10V82H9ZM8 84V85H9ZM15 84V83H14ZM27 84V85H26ZM46 84V85H47ZM75 84V83H74ZM102 84V83H101ZM101 84H98V85H101ZM108 84V85H109ZM115 84V86H116V84L117 83H114ZM119 84V83H118ZM133 84V83H132ZM131 84V85H132ZM140 84V83H139ZM150 84V83H149ZM156 84V83H155ZM186 84V83H185ZM259 84V83H258ZM261 84H263V83H261ZM1 85H4L3 83L1 84ZM7 85V86H8ZM16 85V84H15ZM22 85V86H21ZM45 85V84H44ZM49 85V84H48ZM94 85V84H93ZM138 85V84H137ZM146 85H148V84H146ZM181 85V84H180ZM201 85V84H200ZM199 85V86H200ZM24 86V87H25ZM34 86V85H33ZM40 86H42V83H41V85ZM63 86V85H62ZM141 86V85H140ZM140 86H138V88L140 87ZM182 86V85H181ZM193 86V85H192ZM196 86V85H195ZM194 86V87H195ZM198 86V87H199ZM202 86V85H201ZM201 86L199 87V89L201 88ZM4 87H5V85H4ZM14 87V86H13ZM32 87V86H31ZM64 87V86H63ZM94 87H101V86H97V85H95ZM116 87H118V86H116ZM128 87V89L130 88L129 86H127ZM127 87H124V88H126L127 89ZM132 87H134V85H132L131 86V88ZM147 87V86H146ZM146 87H145V91H146ZM156 87H157V85H156ZM197 87V86H196ZM195 87V88H196ZM15 88H19L18 86H16ZM96 88V89H97ZM114 89H115V87H113ZM112 88V90H114ZM135 88H136V86H135ZM137 88V89H138ZM141 88V87H140ZM149 88V87H148ZM99 89V88H98ZM101 89H103L102 87H101ZM122 89V88H121ZM121 89H118V91L117 92H119V90H121ZM4 90V89H3ZM7 90V89H6ZM5 90V91H6ZM12 90V89H11ZM14 90V89H13ZM16 90H19V89H16ZM21 90V89H20ZM106 90V89H105ZM104 90V91H105ZM124 90V89H123ZM123 90H121V91H123ZM130 90V89H129ZM129 90H128V93L127 94H125V93H123V94H125V95H123V96H121V97H123V98H121V102H126V104L124 103L123 105H125V108H126V106H127V103L128 102H130V103H132V105H133V107L134 108H132L131 109V111H132V113L135 115V114H139L138 116H141V115H146L145 117L147 118V119H145L144 118V116L142 117H139L138 118V116H136L138 119L137 120H140V122H141V125H142V135H141V137H140V141H139V143H140V146H138L139 147V149L136 147L135 149H133V150H135V151H127V152H125V154L124 153H121L123 156L121 157L122 159H123V161H124V159H128V157L127 156H130V155H133L134 154V152H135V155H138V153H139V155H140V153H143L142 155L143 156H145V157H143V159H141V157H142V155H141V157H139V155L138 156H135L134 155V157H136V158H134V157H132L133 159H134V161H133V165H132V167H131V171L133 172V175L135 176H137L138 174H140V172H142V170H143V173H144V170L150 165V167L152 168L153 166H155L156 164H158L159 163V161H160V157L162 156V155H165V159H164V161L163 162H160V163H163V166H162V169H161V172L163 171V172H165L166 173V171H164V170H169V168L170 167H172V166H174L175 165V163H176V161H177V159H178V156L182 153V152H187V151H193L200 143H202V142H206V143H208L209 141H216V140H218V141H220V142H222V143H224V144H226V145H228V146H230L231 148H232V150H233V152H237V151H241V150H243V149H245V148H250V147H252L253 145H254V142H255V139L258 137V131H259V128H260V126H264V101L263 102H261L262 104H259L260 102L259 101H257L258 102V104L259 105H256V103H255V105H249V104H246V103H244V104H240V105H237L236 104V102H234L235 104H233V103H229V102H227L226 101V99H225V101H223V100H219V99H217L216 100V98H214V99H212L211 98V100L212 101H207V99L205 100V101H203V102H201V101H199V103L196 101L195 102V106H193V103H192V106L191 105H186V106H183V105H181V103L180 104H178V105H176L177 103H176V101H174V97H176L177 95H175L174 94V92L176 91V90H173L174 92H172V90L171 89H169V88H163L162 89V93L160 92L159 94H158V92H157V94H152L151 95V92L153 93V91H150V93L149 94H147L148 93V91L149 90H147L146 92L145 91H142L143 93L145 92V94H141V93H138V92H140V91H138V92H136V91H131V93L129 92ZM165 90V91H164ZM2 91V90H1ZM4 91V93H6ZM15 91V90H14ZM79 91V90H78ZM84 91H86V90H84ZM99 91H101L102 92V90H99ZM168 91H170V92H172L175 96H173V98L171 97L172 95H170V94H168L169 92ZM196 90H194V92H195ZM64 92H66V91H64ZM106 92H110V89H109V91H107L106 90ZM113 92V91H112ZM125 92V91H124ZM127 92V91H126ZM164 92H165V94H168L167 96L166 95H163L164 94ZM179 93H180V91H178ZM99 93V92H98ZM120 93V92H119ZM155 93V92H154ZM178 93V94H179ZM1 94V93H0ZM68 94V93H67ZM66 94V95H67ZM107 94V93H106ZM114 94H116V93H114ZM177 94V93H176ZM215 94V93H214ZM216 94H219V93H216ZM215 94V95H216ZM77 95V94H76ZM75 95V96H76ZM89 95H90V93H89ZM100 95H102V96H104L105 95V92H104V95H103V93L102 94H100ZM122 95V94H121ZM160 95V96H159ZM163 95V96H162ZM186 95V94H185ZM1 96V95H0ZM14 96V95H13ZM64 95H62V97H63ZM74 96V97H75ZM95 96V95H94ZM98 96V95H97ZM125 96H126V98L128 97L129 99L126 101V99H124L125 98ZM129 96H131V97H129ZM169 96L171 97V99H173V102H175V105L177 106H173V104H172V102H171V100L169 99ZM182 96V95H181ZM188 96V95H187ZM207 96H209L208 94H207ZM218 96V95H217ZM2 97H3V100H4V95H2ZM1 97V98H2ZM6 97V96H5ZM16 97H18V96H16ZM16 97H14V100H17L16 99ZM59 97V96H58ZM61 97V98H62ZM71 97V96H70ZM73 97V96H72ZM79 97V96H78ZM81 97V96H80ZM79 97V98H80ZM100 97V96H99ZM98 97V98H99ZM20 98V97H19ZM107 98V97H106ZM112 98V97H111ZM178 97H176V99H177ZM258 98V97H257ZM9 99V98H8ZM68 99V98H67ZM74 99V98H73ZM73 99H71V100H73ZM85 99V98H84ZM122 99L123 100H125V101H122ZM130 99H132V100H130ZM3 100H1V101H3ZM18 100H20V99H18ZM57 100V99H56ZM69 100V99H68ZM79 100V99H78ZM80 100H82V99H80ZM96 101H97V99H95ZM95 100H93V102H95ZM101 100V99H100ZM105 99H103V101L102 102H100V105H98V106H101L102 108H103V106H104V104H101V103H104V102H106V101H104ZM111 99L109 98V100H107L108 102L110 101ZM130 100V101H129ZM178 100V99H177ZM210 100V99H209ZM245 100V99H244ZM243 100V101H244ZM8 100L6 99V100H4L3 101V103L4 102H7ZM84 101V100H83ZM89 101V100H88ZM87 101V103H86V101L85 102H83L84 104L86 103V104H88L89 102ZM99 101V100H98ZM248 101V100H247ZM261 101H262V99H261ZM53 102H54V100H52L51 101V103H48L47 105H43V106H40L39 105V107L37 106H34V107H31V108H33V109H30V110H32V112H30V113H32L35 117H37V115L35 114V113H37V114H39L40 112V114H42L41 115V118H42V120H43V122L45 121V120H47L49 117L51 118V115H46V116H48V118L47 119H43V117H44V115H45V110L48 112V110L47 109H49V111H50V108H51V110L53 109V112L55 111H58L57 109H60L61 107L59 106V103H56L55 105H53ZM57 102V101H56ZM92 102V101H91ZM107 102V103H108ZM112 103L114 102L113 100L111 101ZM111 102H109V103H111ZM179 102H180V100H179ZM239 102V101H238ZM237 102V103H238ZM2 103V102H1ZM65 103V102H64ZM68 104H69V101L67 102ZM66 103V104H67ZM78 103H80V102H78ZM77 103V104H78ZM83 103H82V106H84L83 105ZM97 103H99V102H95L93 105L95 106V108H96V104ZM106 103V104H107ZM129 103V107L128 108H130V104ZM198 103V104H197ZM242 103V102H241ZM33 104V103H32ZM36 104V103H35ZM66 104H64L65 106H66ZM67 104V105H68ZM85 104V105H86ZM114 104V103H113ZM122 104V103H121ZM34 105V104H33ZM37 105V104H36ZM64 105H63V107H64ZM70 105V104H69ZM115 105L117 106V104L115 103ZM180 105V106H179ZM73 106V105H72ZM72 106H71V109H72ZM89 105H87V107H88ZM137 106V107H136ZM28 108H30L29 106H28ZM74 108H76V106H74ZM73 108V109H74ZM81 108V107H80ZM84 108H85V106H84ZM93 106L91 107V111L92 112H94V111H96V112H94V113H89L88 114V112H87V114H88V116H90V114H93L92 116V118L94 119V114L96 115V117H98L97 116V114H98V110H96L95 108V110L93 111ZM110 108V107H109ZM117 108H118V106H117ZM128 108H126V109H128ZM135 108H137V109H139V111L137 110V109H135ZM63 109H67V108H63ZM68 109H70V107H68ZM70 109V110H71ZM73 109H72V111H73ZM88 109V108H87ZM86 108L85 109H83V107H82V109H80V111H84L85 112V110H87ZM106 108H104L103 110H105ZM108 109V108H107ZM113 109V110H112ZM116 109V107L115 108H111L110 109V112H108L107 110H105V111H107V114L108 113H112L111 112V110L112 111H115V112H113V114L115 115H118L116 112H118V110H115ZM126 109H124V107L122 108V111H124V110H126ZM34 110V111H33ZM76 110H77V108H76ZM89 109H88V111H90ZM102 110V111H103ZM109 110V109H108ZM134 110H135V113H134ZM78 111V110H77ZM122 111H121V113H122ZM126 111H129V110H126ZM138 111V112H137ZM27 112H29L28 111V109H27ZM44 112V113H43ZM51 112V114H52V111H50ZM58 112H60V114H61V112H65V111H61V109H60V111H58ZM71 112V111H70ZM69 112V114L71 115V113ZM76 112V111H75ZM86 112L84 113V114H86ZM101 112V111H100ZM99 112V115L101 116V121H99V119H98V121H92V118L90 119V117L88 118L89 120H84V118L86 119V117H88V116H84L83 115V121L80 119V118H82V115H80V113L78 114L77 112V114L78 115H80L81 117H79V119H77V123L79 122V120H80V122L77 124V123H75V124H77V125H71V126H73L74 128L72 129V130H70L69 132H62L63 134H62V136H64V138L65 137H68L67 138V141L70 143V139L72 138V136H73V134H75V133H77V135H78V137H77V135L75 134V136L76 137H74L75 139L76 138H78V140H77V145H78V143L81 145V144H83V142L84 141H86L87 140V142L89 143V141H90V139H91V142H93L94 140V142L96 143H99L100 142V145H101V149L100 150H102V148L103 149H105V147H106V149H107V147L110 149V146L112 147V142H111V139H113L112 137H111V139H110V136H111V134H112V131H111V129H112V125L113 124H115L114 122H116V120H113V119H115V118H113V114H112V118L113 119H111V117H108V118H110V119H108V121L107 120H102V119H104L105 118V116H103L102 117V115H106V114H102V113H106V112H102V113H100ZM29 113V114H30ZM74 112H72V114H73ZM40 114L38 115V116H40ZM49 114V113H48ZM54 114V113H53ZM52 114V115H53ZM65 114H66V112H65ZM68 114V113H67ZM75 114V113H74ZM86 114V115H87ZM31 115V114H30ZM58 114L56 113V117H59V118H63V116L62 115H64V114H61V116L60 115H58ZM111 114H109V116H110ZM115 115V116H116ZM134 115H132V116H134ZM149 115V116H148ZM43 116V117H42ZM67 116V115H66ZM74 116V115H73ZM114 116V117H115ZM32 118H33V116H31ZM34 117V118H35ZM64 117H65V115H64ZM68 117V116H67ZM67 117H65V118H67ZM72 117V116H71ZM70 116H69V120H71L72 118H71ZM74 117H76V115L74 116ZM74 117H73V122H74ZM95 117V118H96ZM125 117V116H124ZM37 118H40V117H37ZM45 118V117H44ZM52 118H53V116H52ZM71 118V119H70ZM78 118V117H77ZM106 118H107V116H106ZM105 118V119H106ZM134 118H135V116H134ZM143 118V119H142ZM54 120L56 119L55 117L53 118ZM145 119V120H144ZM37 120V119H36ZM39 120V119H38ZM42 120H40L41 121V128L40 129H42L43 127H42V125H43V123H42ZM49 120H51V119H48L47 121H45L47 124H48V122H49ZM57 120V119H56ZM60 122H59V121ZM57 121L59 122V123H61V120L60 119H58ZM63 120V119H62ZM110 120V121H109ZM111 120H113V121H111ZM130 120V119H129ZM144 120V121H143ZM65 121H67V119L66 120H63V125H65ZM71 122H72V120H71ZM70 122V123H71ZM75 122H76V120H75ZM132 122V121H131ZM61 123V124H62ZM45 124V123H44ZM50 124V123H49ZM48 124V126H51V125H49ZM68 124V122H66V125ZM72 124V123H71ZM118 124H119V122H118ZM65 125V126H66ZM121 125V124H120ZM119 125V126H120ZM136 125V124H135ZM143 125H144V127H143ZM45 126H46V124H45ZM47 126V127H48ZM64 126V127H65ZM68 126H69V124H68ZM70 126V127H71ZM138 126V125H137ZM140 126V125H139ZM47 127L45 128L46 129V131L47 130H49V128L47 129ZM52 127V126H51ZM61 127H63V126H61ZM64 127L63 128H61V130L62 129H64ZM69 127V128H70ZM141 127V126H140ZM38 128V127H37ZM43 128V129H44ZM52 128H54V130H55V128L56 127H52ZM50 129V130H53V129ZM68 128V127H67ZM121 128V127H120ZM132 128V127H131ZM42 129V130H43ZM45 129L42 131L43 133L45 132ZM57 129V128H56ZM65 129H66V127H65ZM71 129V128H70ZM115 129V128H114ZM135 129V128H134ZM49 130V131H50ZM53 130V131H54ZM60 130V129H59ZM69 130V129H68ZM36 132H34L33 134H31V135H33L35 138H33V139H31V138H29V137H31L30 136V134H29V136L27 137H25V135H24V138L26 139V138H28L29 140H31L29 143H26L25 141L27 140L28 141V139H26V140H24V141H20L21 143H22V145H24L23 147L25 148L26 146H25V144L26 145H28L29 144V146H27L28 147V149H23V150H27V151H23V150H20L21 151V154L20 155H18V154H13V155H17L16 157H10V158H8L9 156H11V155H5V156H7V158L5 159L6 161L5 162H3L2 161V166H3V168L1 167L0 169H2V170H0V178L2 179H0V185H2L1 184V181H5V182H8L9 180H11L10 178H8V181H7V178L6 177H8L9 175H11V176H13L14 174L13 173H21L23 170H26V169H30L29 168V166L30 165H32V166H30V167H32V169H31V172L29 171V170H27V171H29V173L30 174H32V176L30 177V179H31V181H30V179L28 178V181H29V183H31L32 185H31V187H33L36 191H40L41 190V192H42V187L44 186H41L42 184V182H45V180H46V182H48L49 180H51V178L53 177V176H55V177H58L57 176V174H60L61 172H62V170H57L58 168H64L65 169V167L63 166V164L64 163H66V160H64L65 162H62L61 160V163H63V164H60L59 162H58V159L62 156V154H61V151H63V147L64 146H67V144H68V142L66 141V143L65 144H63V147H62V145H60V142L58 143V141H55V138H54V140H53V138H52V142L53 141H55V142H53V143H51L48 139H46V137H45V135H43V136H41V138L42 139H46L48 142H50V144H45L46 142H43L42 141V139H40V137H38L41 141H37V139H36V135L38 134V133H41V131L40 132H38V130L36 129L35 130ZM63 131V130H62ZM136 131V130H135ZM55 133H56V131H54ZM134 132V131H133ZM36 133V135H34ZM46 133V132H45ZM47 133H49V136L51 137V136H53V135H55V133H53V135H51V131L50 132H47ZM47 133H46V135H47ZM98 134L97 136L96 135H94V134ZM58 134V133H57ZM123 134V133H122ZM138 134H140V133H137V135ZM41 135V134H40ZM136 135V134H135ZM136 135V136H137ZM32 136V137H33ZM38 136H39V134H38ZM49 136H47V137H49ZM140 136V135H139ZM54 137V136H53ZM56 137V136H55ZM58 137H59V135H58ZM58 137H56V139H59ZM61 137V136H60ZM115 137V136H114ZM117 137V136H116ZM125 137H126V135H125ZM20 138H23L22 136L20 137ZM74 138H72V139H74ZM93 138H94V140H93ZM98 138V139H97ZM99 138H100V140L101 141H99ZM118 138V137H117ZM123 138V137H122ZM50 139V138H49ZM61 139V138H60ZM59 139V140H60ZM89 139V140H88ZM99 141H97V140ZM125 139V138H124ZM132 139V138H131ZM18 140V139H17ZM23 140V139H22ZM137 140V139H136ZM36 141V142H35ZM61 141V140H60ZM62 141H63V139H62ZM114 141V140H113ZM15 142H17L16 140H15ZM20 142H18V145L20 144L21 145V143ZM24 142H25V144H24ZM47 142V143H48ZM74 142L75 141H73V144H74ZM120 142H121V140H120ZM13 143V142H12ZM11 143V144H12ZM63 143V142H62ZM88 143H85L86 145L88 144ZM97 143H96V145H97ZM103 143V144H102ZM138 143V140H137V142H136V144ZM138 143V144H139ZM11 144H10V146H11ZM15 144V143H14ZM14 144L12 145V146H14ZM71 144H72V142H71ZM203 144V143H202ZM16 145V144H15ZM17 145V146H18ZM22 145H21V147H19V148H21L22 149ZM79 145V146H80ZM88 145H90V144H88ZM129 145V144H128ZM201 145V144H200ZM17 146H15V147H12V150H13V148H14V151L15 150H17ZM51 146V147H50ZM76 146V145H75ZM85 146V145H84ZM98 146V145H97ZM222 146V145H221ZM17 147V148H16ZM67 147H69V146H67ZM89 147V146H88ZM91 147V146H90ZM89 147V148H90ZM93 147L95 148V146H92L91 148H92V150H94L93 149ZM99 147V146H98ZM7 148H8V150H10L11 149V147L9 148L8 146H7ZM16 148V149H15ZM49 148H51V150L52 151H48V149ZM74 148V147H73ZM85 148H87V147H85ZM88 148V149H89ZM198 148V147H197ZM3 149L4 150H6V146H5V148L3 147ZM72 149V148H71ZM96 149H97V147H96ZM111 149H113V148H111ZM110 149V150H111ZM130 148H127V150H129ZM140 149H141V151H143V152H140ZM223 149V148H222ZM227 149H229V148H227ZM1 150V149H0ZM99 150V148L97 149V150H95L96 152L98 151H100ZM108 150V149H107ZM106 150V151H107ZM122 150V149H121ZM124 150V149H123ZM126 150V149H125ZM225 150V149H224ZM232 150H229V151H232ZM14 151H12V153L14 152ZM19 151V152H20ZM68 152V151H67ZM108 152V151H107ZM118 152V151H117ZM123 152V151H122ZM133 152V153H132ZM233 152H230V153H233ZM17 153V152H16ZM23 153V154H22ZM99 153H104V151H101V152H99ZM111 153V152H110ZM114 153V152H113ZM129 153V154H128ZM145 153V154H144ZM226 153V152H225ZM68 154V153H67ZM3 155V156H4ZM52 155V156H51ZM103 155V154H102ZM126 155V156H125ZM90 156H93V155H90ZM106 156V155H105ZM66 157V156H65ZM67 157H68V155H67ZM124 157V158H123ZM137 157H139L140 159H137ZM0 158H2V157H0ZM5 158V157H4ZM63 158V157H62ZM117 158V157H116ZM94 159V158H93ZM100 159V158H99ZM104 159V158H103ZM110 159V158H109ZM119 159V158H118ZM131 159V158H130ZM140 160V161H139ZM119 161V160H118ZM122 161V162H123ZM121 162V163H122ZM82 163V162H81ZM108 164H109V162H108ZM111 164H112V161H111ZM65 165V164H64ZM69 165V164H68ZM68 165H66V166H68ZM74 165H76V164H74ZM84 165V164H83ZM40 166H43L44 168H42L41 167V170L43 169H45L46 171H50L49 173L48 172H46V174H44L42 171V173L44 174H42L41 176H39L38 175V173H39V167ZM157 166V165H156ZM185 166H186V163H185V161H182L181 162V168H185ZM196 166V165H195ZM70 167H71V165H70ZM73 167V166H72ZM121 167H123V166H121ZM22 168H23V170H22ZM66 168H69V166L68 167H66ZM112 168V167H111ZM124 169H125V167H123ZM70 169V168H69ZM114 169V168H113ZM164 169V170H163ZM22 170V171H21ZM65 170H67V169H65ZM71 170V169H70ZM109 170V169H108ZM115 170V169H114ZM122 170V169H121ZM126 170V169H125ZM127 170H129V169H127ZM153 170V169H152ZM262 170V171H261ZM130 171V172H131ZM147 171V170H146ZM151 171V170H150ZM193 171H195V170H193ZM264 171V159H262V160H260V161H258V162H252V163H247V164H243V165H239V166H236V167H234V168H229V169H222V170H220V171H217V172H213V173H211V174H209V175H207L206 177H204L202 180H201V182H203V184L204 183H206L205 181L206 180H211V181H213V184H217L218 186L219 185H221L222 183H224V182H226V181H229L230 179H233L234 181H236V180H238V182H239V184L241 185V186H247V185H249L250 183L252 184V182L254 181L255 182V179H257V180H262L263 181V179H262V177H260L259 175H263V172ZM127 173H128V171H127ZM13 174V175H12ZM26 174V173H25ZM29 175V174H28ZM110 175V174H109ZM132 175V176H133ZM144 175V174H143ZM17 176V175H16ZM24 176V175H23ZM61 176V175H60ZM71 176V175H70ZM133 176V177H134ZM141 176V175H140ZM22 177V176H21ZM106 177V176H105ZM146 177V176H145ZM259 177H260V179H259ZM13 178V181H14V179H15V177H12ZM19 178V177H18ZM160 178V177H159ZM6 179V180H5ZM17 179V178H16ZM49 179V180H48ZM26 180V179H25ZM48 180V181H47ZM55 180V179H54ZM123 180V179H122ZM137 180V179H136ZM208 180V181H209ZM12 181V180H11ZM41 181V182H40ZM214 181L216 182V183H214ZM201 182H199V183H201ZM9 183H11V182H9ZM9 183H7L8 185H9ZM14 183V182H13ZM141 183V182H140ZM158 183V182H157ZM199 183H197L194 187H198L200 184ZM258 183H259V181H258ZM262 183H264V182H262ZM15 184V183H14ZM23 184H25V183H23ZM48 184V183H47ZM254 184V183H253ZM252 184V185H253ZM4 185V184H3ZM2 185V187L3 188H1V186H0V188L2 189V190H4V187H5V189H6V186L4 185L3 186ZM7 185V186H8ZM13 184L11 183L10 185H9V189H11V186H12ZM30 185V184H29ZM152 184H150V186H151ZM154 186L153 187H155L156 185L155 184H153ZM216 185V186H217ZM26 186V185H25ZM141 186V185H140ZM150 186H148V187H150ZM185 186H187V184H185ZM15 185H13L12 186V189H15ZM124 187V186H123ZM129 187V186H128ZM148 187H147V191H150L153 187H151V189H148ZM196 187V188H197ZM7 188V189H8ZM44 188V187H43ZM132 188V187H131ZM196 188H194L195 190H196ZM263 188V187H262ZM4 190V192H2V193H0V195H4L3 196V198L6 196V198H15V196L16 195H22L21 193H16L15 194V192L18 190V189H16V191H14L13 193H12V189H11V191L9 192V189L8 190ZM125 189V188H124ZM187 189V188H186ZM192 189V188H191ZM214 189V188H213ZM264 189V188H263ZM122 190H123V188H122ZM125 191H126V189H125ZM129 191V190H128ZM137 191V190H136ZM147 191H145L144 190V192H146L147 193ZM180 191V189L179 190H175L173 193H171V195H169L170 196V198L171 199H174L176 196H177V193ZM197 191V190H196ZM18 192V191H17ZM45 192V191H44ZM131 192H133V191H131ZM130 192V193H131ZM143 192V194H145ZM184 192L186 193V190H184ZM129 193V192H128ZM134 193H136V192H134ZM140 193H142V192H140ZM179 194V193H178ZM181 194H182V191H181ZM181 194H180V196H181ZM18 195V197H20ZM167 195V196H168ZM183 196H186L184 193H183ZM182 196V197H183ZM178 197V196H177ZM187 198H188V196H187ZM180 199H181V197H180ZM187 200H189V199H187ZM187 200H184V201H187ZM12 202H13V200H12ZM71 208V207H70ZM58 213V212H57ZM234 214V213H233ZM232 214V215H233ZM236 214V213H235ZM231 215V216H232ZM226 217V216H225ZM227 219V218H226ZM231 219H233L232 217H231ZM222 220V219H221ZM220 220V221H221ZM135 221H138L137 220V218L135 217V216H131V217H128V219H126L121 225H117V226H112V227H101V226H95V227H93V228H91L90 230H88V233H86V232H84L85 234L84 235H80V236H77V237H75V238H73L71 241H73V242H75V244L78 242V241H81V243H90V241H92L94 238H98V237H101V238H105V237H107V236H109V235H111L112 236V234L115 232V231H119V230H125L129 225H132L133 226V224L135 223ZM218 222V221H217ZM222 222V221H221ZM56 223H57V221H56ZM137 223V222H136ZM52 224H54V223H52ZM217 224V223H216ZM182 225V224H181ZM223 225V224H222ZM57 226V225H56ZM216 226V225H215ZM221 226V225H220ZM223 226H226V225H223ZM228 226V225H227ZM62 227V226H61ZM60 227V228H61ZM130 227V226H129ZM218 227V226H217ZM234 227V226H233ZM53 228H56V227H53ZM67 228V227H66ZM220 229H221V227H219ZM229 228V227H228ZM253 228V227H252ZM68 229V228H67ZM181 229V228H180ZM183 229V228H182ZM58 230V228L56 229V231ZM62 230V229H61ZM222 230H225V229H222ZM252 230V229H251ZM60 231V230H59ZM189 232V231H188ZM187 231H182V235L183 236H187L188 237V235H189V233H188ZM216 232H218L217 230H216ZM229 232V231H228ZM231 232H235V231H231ZM242 233H240V235L242 236V234H244L245 236H248V237H250V236H260V237H263L264 238V231H259V230H257V231H241ZM234 234H236V233H234ZM114 235V234H113ZM233 235V234H232ZM110 236V237H111ZM239 237V236H238ZM108 238V237H107ZM59 239V238H58ZM62 239V238H61ZM99 240V239H98ZM57 241V240H56ZM59 241V240H58ZM93 242V241H92ZM14 244V243H13ZM91 244V243H90ZM9 245L10 244H8V243H5V244H3L2 246H0V262H2V260H6V259H8L11 255H13V253L11 252V248H12V246H11V248L9 247ZM19 246V245H18ZM17 247V246H16ZM22 249V248H21ZM20 249V250H21ZM263 250H264V247L262 248ZM22 251V250H21ZM18 252V251H17ZM14 253L16 254V251H14ZM20 255V254H19ZM26 255V254H25ZM24 255V256H25ZM198 255H199V253H198ZM264 256V255H263ZM195 257H197V256H195ZM11 259L13 258V257H10ZM15 258H18V259H20V257H14L12 260H14ZM17 259V260H18ZM16 260V259H15ZM225 259H223V261H224ZM228 260H230L229 258H228ZM233 260V259H232ZM232 260H231V262H232ZM212 261H214L215 262V260H212ZM219 261V264H220V262H222V260L221 259H219L218 260ZM4 262V261H3ZM226 262V261H225ZM230 261H228V263H229ZM229 263V264H232V263ZM263 262H264V260H263ZM263 262L261 263V264H263ZM197 263V262H196ZM205 263V262H204ZM228 263H226V264H228ZM234 263V262H233ZM198 264V263H197ZM202 264V263H201ZM206 264V263H205ZM218 264V263H217ZM223 264H225V263H223ZM235 264V263H234ZM257 264H259V263H257Z\"/></svg>",
	"mask_w": 264,
	"mask_h": 264
},
{
	"label": "water",
	"instance_id": "obj_3",
	"mask_svg": "<svg viewBox=\"0 0 264 264\" xmlns=\"http://www.w3.org/2000/svg\"><path fill=\"white\" fill-rule=\"evenodd\" d=\"M59 84L33 86L19 91V101L0 104V141L2 146L10 145L25 133H33L41 124L31 120L24 109L32 103H51L58 95Z\"/></svg>",
	"mask_w": 264,
	"mask_h": 264
}]
</instances>
